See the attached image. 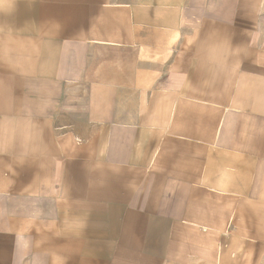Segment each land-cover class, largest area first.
Segmentation results:
<instances>
[{
  "label": "crops",
  "instance_id": "obj_1",
  "mask_svg": "<svg viewBox=\"0 0 264 264\" xmlns=\"http://www.w3.org/2000/svg\"><path fill=\"white\" fill-rule=\"evenodd\" d=\"M0 264H264V0H0Z\"/></svg>",
  "mask_w": 264,
  "mask_h": 264
}]
</instances>
